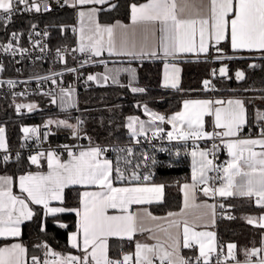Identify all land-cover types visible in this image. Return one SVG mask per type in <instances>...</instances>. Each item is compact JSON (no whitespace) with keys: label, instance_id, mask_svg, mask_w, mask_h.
Segmentation results:
<instances>
[{"label":"snow or ice","instance_id":"1","mask_svg":"<svg viewBox=\"0 0 264 264\" xmlns=\"http://www.w3.org/2000/svg\"><path fill=\"white\" fill-rule=\"evenodd\" d=\"M106 0H77L78 5L103 4ZM16 3L25 5V10L37 12L41 7L36 0H16ZM209 12L207 15L201 14L202 7L189 4L183 0L178 6L177 0H147L146 3L131 6V20L134 26H141L143 31L138 33L135 28L131 31L127 26L120 25L123 29L120 33V46L122 50H117L116 28L119 25L105 26L95 21L97 9L91 8L87 12L80 11L81 20L87 15L91 21L88 35L81 29L80 52L91 51L93 55L100 56L105 48L104 35L107 34V50L110 54L145 55L144 48L147 47L150 36L158 30L160 33L158 47L163 50L165 56H175L184 52L207 53L209 42L215 41L219 44L227 38L230 29V42L233 50H258L264 52V0H209ZM14 0H0V10L5 14L12 12ZM114 7V5H113ZM192 8L194 15L184 16L185 10ZM2 19V17H0ZM158 26V29H157ZM197 34L199 44L197 47ZM15 37V34H13ZM139 37V38H138ZM140 51L137 52V47ZM11 47V45H9ZM218 52L222 51L217 49ZM59 54V50H58ZM156 55L155 51L150 53ZM220 58V57H217ZM178 71V70H176ZM220 75H227V68H220ZM243 72L237 71V79L243 78ZM89 80L95 79L93 76ZM107 79V77H105ZM56 83L55 80L52 81ZM166 85L171 84L175 88L178 78L173 75L166 77ZM205 85L209 81L204 82ZM12 84V81H9ZM63 91V90H62ZM133 92H143V88H133ZM70 94V93H65ZM222 104V101H216ZM228 107L212 108L213 101H185L183 111L175 113L169 117L167 122L172 125V131L167 133L169 140H199L205 137H236L238 130L245 123L244 104L240 100H229ZM22 107L20 105L17 106ZM31 110L35 105H28ZM147 111V109H146ZM154 120L165 121V117L152 114ZM214 115L216 128L223 129L221 132L207 133L204 131V116ZM260 119H264V114H259ZM128 124L132 135L144 134L143 122H140L139 132L135 127L137 118H129ZM52 123V121H49ZM60 125L73 129V135H77V126L69 124L66 120L58 121ZM27 133L30 130L24 129ZM31 131H35L32 129ZM157 129L153 135H157ZM4 129L0 128V148L5 147ZM264 137V132L261 133ZM228 149L231 160L225 166H215L212 160L208 159L207 151H193V175L192 184H184V206L188 208L189 202L195 200L197 184H208V172L215 169L222 176L215 179L222 181L219 187H204L205 195H216L229 197L239 195L242 197H255L256 204L264 208V151L256 152L254 147L259 145L264 148V138L262 139H234L222 140ZM216 147L215 145L213 146ZM102 149L99 147L81 150L75 154L68 150L69 160L62 162L57 153L48 152L46 159L49 171L47 174H28L20 177V188L27 193V199L32 203L43 205L46 213L55 215L65 211H75L80 217L78 232L70 236L72 247H80V236L83 241V257L62 256L42 245L47 251L46 255L53 257L52 260H44L43 264H130L132 257L124 255L121 260H113L108 255L107 238L110 236L132 238L133 234L140 230H145L142 224H138L137 215L129 212L132 204L151 203L159 200L163 195L164 185L134 186V187H113L112 183V162L110 160H100ZM123 151V149H122ZM130 153L131 149H127ZM39 153L30 157L32 164H39V158L44 156ZM199 157V160H197ZM7 157H5V160ZM148 157L145 156V160ZM155 163V160L152 161ZM117 179H123V173L116 169ZM132 179L139 180L140 176L133 173ZM145 181L150 176L143 177ZM97 185L100 191L84 192L81 199V209H66L64 207H50L49 201L62 200L63 190L68 185ZM212 209L215 216V206H207ZM120 209L122 215H108L107 210ZM146 211V210H145ZM34 215L25 199L12 194L10 178H0V237H19L20 224L23 220H29ZM151 217V213H147ZM170 216L176 215L169 213ZM155 219V217H152ZM259 227L264 228V216L260 218ZM171 225L179 227L178 221H171ZM249 224L256 223L255 218H248ZM66 227V225H61ZM199 245V257L203 264H210L212 254L216 253L215 233L197 232L195 226L189 221H183V247ZM41 247V245H37ZM235 244L227 245L228 256L235 264H264V258L253 261L251 257L257 256L264 249H246L245 261L236 260ZM172 251L164 249L163 245H136L135 264H154V258H159L161 264H191V262L179 254V240L175 239ZM90 250V251H89ZM32 264H40L38 257H31ZM0 264H27V250L19 243L0 247ZM217 264H221L218 260Z\"/></svg>","mask_w":264,"mask_h":264},{"label":"trees","instance_id":"2","mask_svg":"<svg viewBox=\"0 0 264 264\" xmlns=\"http://www.w3.org/2000/svg\"><path fill=\"white\" fill-rule=\"evenodd\" d=\"M143 0H116L114 11L109 15H102L103 19L128 18L129 5ZM32 26H42L48 33V43L51 48L72 46L74 44V9L64 4L57 8L35 10H20L15 12L7 20L0 21V48L7 46L16 40V36H24ZM15 34V37L13 36ZM220 47L225 52H230L226 44ZM223 61L190 60L182 61L184 64L181 83L176 88H165L160 84L161 62H138V78L135 88H143V92H133L129 85L117 83L110 85H94L87 81L89 87L80 88L77 93L76 105L79 109V131L90 144L114 143L109 158L113 160L115 168L123 173L121 182H127L133 173L141 179L148 175L149 181L162 182L165 186L163 200L151 205V210L156 213L176 209L180 206L179 183L189 178L188 149L184 143L165 142L160 146L151 144H130L135 142L129 135L126 121L129 116L141 115L142 105H147L153 111L162 114H170L181 106V101L187 96H197L209 93L205 88V80L208 78L211 66L218 67ZM69 59L57 64V67L69 65ZM248 61L231 60L229 62L230 74L228 77L214 78L213 94L216 95H243L252 97L251 94H264V59L258 60L252 68H246ZM242 68L245 79L237 82L232 72ZM49 69V61L37 60L28 64L25 75L43 74ZM4 75H13L14 72L7 68ZM84 78V74H81ZM72 72L68 71L56 79L68 80ZM85 79V78H84ZM86 81V80H85ZM27 99H33L31 97ZM40 105H47L46 99L39 96ZM250 99V98H249ZM253 101H251V104ZM247 100L249 121L251 120L250 106ZM51 105H49L50 107ZM74 107L65 111L55 108H45L30 114H18L14 104L9 98L0 100V123L6 125L7 146L16 147L22 144L21 126L26 123H39L48 113H60L73 119L71 114ZM53 111V112H51ZM123 149V151H122ZM127 149H131L129 153ZM145 156L148 157L145 160ZM155 160L153 164L152 161ZM33 165L26 154L20 155L12 162L0 161V171L16 175L32 169ZM115 176L118 174L115 173ZM80 189L76 186L68 187L64 192L63 205L73 208L79 203ZM34 215L22 226L20 240L27 250V264H32L31 257L36 256L40 264L48 260L46 249L62 256L70 251L67 245V233L75 225L73 214H62L52 217L42 216V210L32 205ZM217 238L222 247L224 256H228L227 245L235 244L236 258L245 256L246 249L260 246L264 237V228L255 227L245 222L243 216L248 213L264 212V208L255 204L253 198L223 197L217 207ZM61 225H66L62 227ZM1 242V241H0ZM130 240L110 239L109 256L113 260H121V254L131 246ZM41 245V247H37ZM188 255L194 256L189 252ZM185 254V255H187ZM203 264V263H202ZM211 264V263H210Z\"/></svg>","mask_w":264,"mask_h":264},{"label":"crops","instance_id":"3","mask_svg":"<svg viewBox=\"0 0 264 264\" xmlns=\"http://www.w3.org/2000/svg\"><path fill=\"white\" fill-rule=\"evenodd\" d=\"M16 0H14L15 2ZM63 4H67L73 7L74 9V44L76 47L79 49L80 43H81V29L83 28L84 34L88 35L89 33V27L91 25V21L89 20L88 16L86 15L83 20H81L79 16L80 11H85L87 12L91 8L97 9V12L95 14V21L99 23L100 25H105V26H112V25H117V22H119V25H117L116 28V43H117V50L118 51H125L121 49L120 46V33L123 31L122 28L119 26H127L128 30L131 31L133 28L137 30L138 33H141L143 31L141 26H134L132 24L131 20V6L133 4L140 5L144 4L147 2V0H143L140 2H135L131 3L129 5V10H128V18L126 20L121 19V18H114V19H103L101 16L102 15H109L111 12L114 11V8L116 6V0H106L105 3L103 4H86V5H78L77 0H62ZM37 3H39L36 0ZM183 0H177L178 6L181 5ZM189 4L196 5L198 8L200 6L202 7L201 14L207 15L209 12V0H187ZM40 5V3H39ZM114 5V7H113ZM41 9H46L42 8L40 5ZM190 15H194V11L192 8H188L185 10L184 16L188 17ZM158 29V26H157ZM159 36L160 33L158 30L155 31L154 35L150 36L149 42L147 47L144 48L145 55H127V54H116L112 53L110 54L109 51L107 50V34L104 35V40H105V48L102 51L100 56H96L97 58H103V57H152V56H165L163 53V50L158 47L159 44ZM139 38V37H138ZM199 44V36L197 34V47ZM221 44H226V46L229 48L230 52H225L222 47H220ZM217 49H221L222 51L218 52ZM137 52L140 51V47L138 45ZM152 51L156 52V55H151L150 53ZM233 53H258L262 54L264 52L258 51V50H246V49H241V50H233L231 47V42H230V29L229 32L227 33V38L225 40H222L219 44H216L215 41H210L209 42V50L207 53H200V52H184V53H178L175 56H191V55H209V54H233ZM138 62H105V63H97L93 65H89L86 67H83V70L80 71V73L84 74V78L86 81H90L94 85H110V84H117V83H125L129 85L131 88H135V82L138 78V68L139 65L137 64ZM184 64L182 61L179 60H166V61H161L160 65V84L161 86L165 88H173L170 83L166 85V77H172L175 75L178 78V84L176 87H178L181 83V77H182V72H183ZM178 70V71H176ZM93 76L95 79L89 80L87 76ZM134 77L131 81H129L130 77ZM107 77V79H105ZM54 78V77H52ZM56 79V78H55ZM175 87V88H176ZM73 91L74 96H76L75 90L72 88H67L64 89L63 91H59L55 94L54 98L55 101L57 100L58 95H66L64 91ZM213 91V90H212ZM212 91H208L209 93L203 94V95H197V96H187L181 101V106L179 109L176 111L170 113V114H162L158 113L156 111H153L150 109L147 105H142V110H141V115H132L127 118L126 121V126L129 130V135L132 138L133 141H136L142 136L145 135H150L153 134L154 131H157V129H162V131H158L157 135H160L163 137L165 141L172 142V143H184L189 145L188 149V162H189V178L186 180H183L179 183V192H180V206L176 209L168 210L165 212L161 213H156L151 210V205L153 204H158L163 200L164 192H165V186L163 188V195L162 198L159 200H153L151 203H145V204H132L129 206V212L134 213L137 215L138 218V224H142L143 228L145 230L143 231H136L132 238L129 239L127 237H116V236H110L107 238V243H108V255H109V241L110 239H124V240H130L131 246L130 248L123 252L121 254V259L123 258L124 255H130L132 257V260L130 261V264H135V252H136V245L137 243L139 244H147V245H163L164 249H167L168 251H172V246L173 242L175 239L179 240V254L184 257L185 254L191 252L196 256H199V245L193 244L192 247L185 248L183 247V221L187 219L189 221L190 225L195 226V231L197 232H213L215 233V244H216V249H217V244H218V238H217V229H216V224H217V215H218V203L220 201V198H223L219 196L218 194L216 195H205L203 192L204 187H219L222 183V181L217 180V183L214 185L211 180L208 172V184H197L196 187V193H195V200L189 202V207L185 208L184 206V190H183V185L184 184H192V175H193V157L191 153L195 150L197 152L201 151V142H208L211 138H203L199 140H169L167 137V133L172 131V125L167 122L168 118L173 116L175 113L183 111L184 107V102L185 101H204V100H210L213 101L212 108L213 110L216 107H228V101L229 100H240L244 104V109H245V123L240 127L238 130V135L236 137H217L215 135L212 136V138H215V151L217 153V160L215 163V166H225L229 160H231V156L229 155L228 149L225 147L224 143L222 140H234V139H262L264 137L261 136V133L264 132V119L259 118V114H264V94H251L252 97L248 96H243V95H216L213 94ZM77 98V96H76ZM250 98V99H249ZM247 100H248V105L251 104V101L253 103L250 106V114H251V120L249 121V114H248V109H247ZM216 101H222V104H216ZM57 102V101H56ZM39 101L38 99H33L32 100V105H35V107H39ZM33 107V108H35ZM147 109V111H146ZM68 110V109H65ZM63 110V111H65ZM161 115L165 117V121L161 122L159 120H154L153 115ZM52 118V123H49L48 117ZM137 118V122L135 124V127L137 128V131L139 132L140 129V122H143L144 125V134L142 135H137L133 136L131 129L128 127V122H130L129 118ZM66 119L70 122H72L74 125L73 119L69 118L66 115H62L60 113H48L44 117H42V120L39 123H26L27 125L31 126V129L29 132L24 134L22 132V139H24L27 135L31 134L35 138H40L41 133L43 129H48L49 131L53 132H73V129L67 128L63 125L58 124L57 122L60 121L59 119ZM57 119V120H56ZM215 117L214 115H205L204 116V131L207 133H215V132H221L223 129L216 128L214 124ZM24 125V124H23ZM22 127V126H21ZM247 128H251V132L248 133ZM32 129H35V131H31ZM22 130V128H21ZM97 146L95 144H91L88 146L83 147L80 149L78 152L75 154H79L81 150H87L89 148H96ZM254 151L256 152H261L264 151V148H261L259 145L254 147ZM50 152V151H48ZM45 152L44 156H41L39 158L40 162L39 164H32L33 168L26 170L24 172L18 173L16 175H12L9 173H3L0 171V178L7 177L10 178V187L12 194L20 197L22 199H25V202L28 204L29 208L33 211L32 205L38 206L42 210V216L44 217H52L53 215H49L46 213V210L43 208V205H38L34 204L31 202V200L27 199V193L22 192L20 188V177L25 176L28 174H47L49 171L48 164H47V153ZM53 152V151H51ZM58 155V154H57ZM59 159L64 162L68 161L70 158L68 155H58ZM100 160H110L112 162V183L113 187H134V186H151V185H164L162 182H153V181H145L143 178L139 180L135 179H128L127 182H121L119 179H117V176H115V173H117L115 166L113 165V160L106 155L101 154L99 157ZM208 159L212 160L211 156L208 155ZM197 160H199V157H197ZM31 162V160H30ZM213 162V161H212ZM121 172V171H120ZM223 173L220 172L218 173V176H222ZM76 186L80 189L79 192V203L76 207H65L63 205L64 201V192L65 189L68 187ZM97 192L100 191V188L97 185H82V184H74V185H68L64 188L62 196V200H52L49 201V206L50 207H64L66 209H81L82 210V205H81V199H82V194L84 192ZM230 198H238L242 197L239 195L235 196H229ZM228 198V197H226ZM254 199V202L256 200L255 197H252ZM256 204V202H255ZM209 205L215 206V216L213 217L212 215V209H210ZM257 205V204H256ZM146 210V211H145ZM34 213V211H33ZM147 213H151V217L147 215ZM169 213H174L176 215L170 216ZM62 214H73L75 216V225L74 228L67 233V245L70 248V251L66 252L63 256H77V257H83L85 254L83 252V241H82V235L80 236V247L74 248L72 247V244L70 242V236L73 233L78 232V223L80 220V217L76 215L75 211H65L62 213H57L54 216L62 215ZM108 215H122L124 214L120 209H111L109 208L107 210ZM264 216V212L260 213H248L243 216L244 220L246 223H248V218H255L256 223L254 224H249L255 227H259L260 223V217ZM152 217H155V219H152ZM30 220V219H29ZM29 220H23L20 224V232H22V226L26 221ZM178 221L179 222V227L171 225V221ZM262 228V227H260ZM21 236V234H20ZM19 237H0V247H5L6 245H11V244H16L19 243L21 244L25 249V245L22 243ZM233 244V243H229ZM228 244V245H229ZM257 249H264V237H262V242ZM90 251V250H89ZM226 254L228 255V248ZM213 255V254H212ZM212 257V256H211ZM110 258V256H109ZM261 258H264V250H262L257 256L251 257L253 261L259 260ZM53 257L50 256L48 260H52ZM158 259L159 258H154ZM202 259V258H201ZM211 259V258H210ZM246 256L242 258H236L238 261H245ZM203 261V260H202ZM160 262V260H159ZM230 264H235V261H233Z\"/></svg>","mask_w":264,"mask_h":264},{"label":"built area","instance_id":"4","mask_svg":"<svg viewBox=\"0 0 264 264\" xmlns=\"http://www.w3.org/2000/svg\"><path fill=\"white\" fill-rule=\"evenodd\" d=\"M42 8H57L63 6L62 0H37ZM32 0H29L31 3ZM25 5L14 2V7L10 16L17 11L24 10ZM0 21L7 20L9 14L3 13L0 10ZM11 45V47H9ZM0 48V78H9L13 80H0V100L9 98L14 104V109L18 114L30 115L28 105H32V100L36 97H43L46 99V104L49 106L53 103L55 94L61 90L72 88L76 92V96L80 88H88L87 81L82 77L80 69L72 70V76L68 80L64 79H41L37 81H16L15 78L29 77L34 75H25L24 72L27 69L28 64L33 63L37 60L49 61V69L45 73L53 72L58 69L76 66L78 64L92 61L96 59V56L91 51L80 52L75 44L72 46H61L58 48H51L48 43V33L42 26H32L24 36L17 35L15 42ZM59 50V54H58ZM69 59L71 63L63 67H57V64L64 62ZM258 64V61L257 63ZM7 68L11 69L13 75H4L3 71ZM217 75V67L211 66L209 70V83L205 85L206 90L212 91L214 89V78ZM55 80L56 83L52 81ZM12 81V84H9ZM33 99H27V98ZM18 105L22 107H17ZM33 109V108H32ZM75 125L77 126V135L68 132H53L48 129H43L40 138H35L29 134L24 139L22 144L11 147L6 146L0 148V161L12 162L16 160L20 155L26 154L29 158L37 156L39 153H45L53 151L58 155H68V150L76 153L85 146L91 145L87 138L83 136L79 131V109L77 105L74 107L71 114ZM248 133L251 132V128H247ZM168 142L163 139L160 135H145L132 142L130 145L139 144H151L154 146H160L161 144ZM169 143V142H168ZM97 147L102 149V154L107 157L115 146L114 143L108 144H95ZM201 148L203 151H207L212 158L213 165L217 160V153L215 148V138H211L208 142H201ZM5 157L7 159L5 160ZM211 182L215 185L218 176V172L213 169L209 173ZM221 200V198H220ZM191 264H202V259L197 260L199 256L184 255ZM222 253V247L218 243L216 253H214L210 259L211 264H217L219 260L221 264H230L233 262L231 258L225 260ZM154 264H161L158 259H154Z\"/></svg>","mask_w":264,"mask_h":264},{"label":"water","instance_id":"5","mask_svg":"<svg viewBox=\"0 0 264 264\" xmlns=\"http://www.w3.org/2000/svg\"><path fill=\"white\" fill-rule=\"evenodd\" d=\"M220 57V58H217ZM260 59H264V53L258 54V53H233V54H209V55H191V56H152V57H103V58H97L92 61L84 62L81 64H78L76 66L66 67L62 69H58L53 72L43 73L39 75L29 76V77H22V78H15L16 81L26 82V81H37L41 79H47L59 76L65 72L72 71L74 69H81L83 67L97 64V63H105V62H146V61H152V62H161L166 60H179V61H190V60H207V61H223L221 64L217 67V76L219 78H225L228 77L230 74V66L229 62L231 60H246L248 61L246 68H252L256 65L257 61ZM226 67L227 68V75H220V68ZM237 71L243 72V78L237 79L236 73ZM232 75L234 79L237 82H242L245 79V72L242 68H237L232 72ZM0 80H13L9 78H3L1 77ZM55 98H53V103H55ZM40 110V107H35L31 109L30 114H33Z\"/></svg>","mask_w":264,"mask_h":264},{"label":"rangeland","instance_id":"6","mask_svg":"<svg viewBox=\"0 0 264 264\" xmlns=\"http://www.w3.org/2000/svg\"><path fill=\"white\" fill-rule=\"evenodd\" d=\"M83 70V68L80 70V71H82ZM82 74V73H81ZM87 76H89V74L87 75ZM130 78V80L129 81H131L134 77H132V76H129ZM56 77H54L53 79H55ZM209 80V77L205 80V81H208ZM65 93H70V94H66V95H58L57 96V102H55V103H52L51 104V106L49 107L48 105H40V107H41V109H45V108H55L56 107V109L58 110V111H63V110H65V109H71V108H73V107H75L76 106V96H74V93H73V91H64ZM51 112H53V111H51ZM49 120H52V118H51V116L50 117H48V120H47V122L49 121ZM57 120V119H56ZM60 121H64V120H66V119H59ZM69 124H72V125H74L72 122H70V121H68V120H66ZM129 123V122H128ZM0 128H3L4 129V133H3V136H4V143H5V147L7 146V139H6V125H5V123H0ZM22 132L24 133V134H26V132L24 131V129H31V126L30 125H27V124H24V125H22ZM70 133H73V132H70Z\"/></svg>","mask_w":264,"mask_h":264}]
</instances>
